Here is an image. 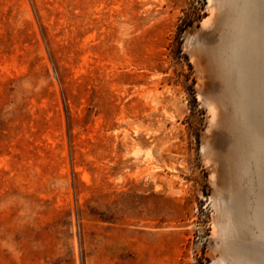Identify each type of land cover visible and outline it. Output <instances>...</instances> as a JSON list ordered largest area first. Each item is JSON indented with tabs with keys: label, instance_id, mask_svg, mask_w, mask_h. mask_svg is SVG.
<instances>
[{
	"label": "rangeland",
	"instance_id": "obj_1",
	"mask_svg": "<svg viewBox=\"0 0 264 264\" xmlns=\"http://www.w3.org/2000/svg\"><path fill=\"white\" fill-rule=\"evenodd\" d=\"M243 1L0 0V264H264Z\"/></svg>",
	"mask_w": 264,
	"mask_h": 264
},
{
	"label": "water",
	"instance_id": "obj_2",
	"mask_svg": "<svg viewBox=\"0 0 264 264\" xmlns=\"http://www.w3.org/2000/svg\"><path fill=\"white\" fill-rule=\"evenodd\" d=\"M242 4L231 60L244 78L245 103L251 111L249 124L254 134L253 146L264 165V81L261 71L264 63H260L259 43L264 34V0H244ZM262 41L264 43V37Z\"/></svg>",
	"mask_w": 264,
	"mask_h": 264
},
{
	"label": "bare ground",
	"instance_id": "obj_3",
	"mask_svg": "<svg viewBox=\"0 0 264 264\" xmlns=\"http://www.w3.org/2000/svg\"><path fill=\"white\" fill-rule=\"evenodd\" d=\"M239 12V11H238ZM234 15V14H233ZM227 31V30H226ZM224 38V37H223ZM262 40V39H261ZM263 42V41H262ZM233 43V42H232ZM262 44V43H261ZM263 45V44H262ZM233 46V45H232ZM231 46V47H232ZM202 47V46H201ZM206 47V46H205ZM213 49V48H212ZM221 49V48H220ZM200 50H202V49H200ZM217 50H219V49H217ZM202 53V52H201ZM210 53V52H209ZM203 55V54H202ZM212 54H210V56H211ZM216 54L214 53V55L213 56H215ZM205 56V55H204ZM209 56V57H210ZM263 57V56H262ZM217 58V57H216ZM219 58V57H218ZM207 59V58H206ZM210 59H212V58H210ZM260 59H262V58H260ZM264 60V59H263ZM262 60V61H263ZM207 61H209V60H207ZM218 60H216L215 61V63L217 62ZM211 62V61H210ZM213 62V61H212ZM207 64L209 63V62H206ZM214 63V62H213ZM216 65V64H215ZM217 65H218V63H217ZM234 65V64H233ZM208 66V65H207ZM211 66H213V65H211ZM219 66H221V65H219ZM215 67H217V66H215ZM210 68V67H209ZM216 69V68H215ZM221 69V68H220ZM233 69V68H232ZM231 69V70H232ZM211 70H212V68H211ZM263 70V69H262ZM210 71V70H209ZM213 71V70H212ZM215 71H217V70H215ZM229 71V70H228ZM238 71V70H237ZM236 71V72H237ZM218 72V71H217ZM216 72V73H217ZM230 72V71H229ZM228 73V72H227ZM218 74V73H217ZM215 75V74H214ZM238 75H240V74H238ZM241 76V75H240ZM235 77V76H234ZM242 78V77H241ZM235 79V78H234ZM238 79V78H237ZM264 79V78H263ZM233 80V79H232ZM236 81V80H235ZM237 82H239V81H237ZM256 83H257V81H256ZM253 84H255V82L253 83ZM239 85H241V84H239ZM239 85H236V86H238L239 87ZM237 87V88H238ZM235 90V89H234ZM243 92V91H242ZM242 92L240 93L241 95H242ZM238 94H239V92H238ZM240 95V96H241ZM237 97V96H236ZM241 99H243V98H241ZM245 100V99H244ZM240 101V100H239ZM241 103H242V101H241ZM244 103V102H243ZM245 104V103H244ZM246 105V104H245ZM235 106H236V104H235ZM242 106V105H241ZM239 107V106H238ZM237 108V107H236ZM245 108V107H244ZM248 109V108H247ZM247 109H245V111L247 110ZM236 110V109H235ZM243 110V109H242ZM241 111V110H240ZM244 111V110H243ZM242 112V111H241ZM251 112V111H250ZM247 113V112H246ZM249 113V112H248ZM241 114V113H240ZM242 114H243V112H242ZM241 118V117H240ZM232 121V120H231ZM230 121V122H231ZM238 121V120H237ZM241 121V120H240ZM239 123V122H238ZM241 123V122H240ZM230 124V123H229ZM229 134V133H228ZM253 137V136H252ZM249 141V140H248ZM254 145V144H253ZM259 200V199H258ZM263 204L261 205V208L259 207V210H256L257 212L255 213V222L258 224V226H259V228L261 229V232L264 234V202H262ZM258 206V205H257ZM256 208V207H255ZM243 218V217H242ZM244 221V220H243ZM245 222V221H244ZM257 227V226H256ZM261 239V238H260Z\"/></svg>",
	"mask_w": 264,
	"mask_h": 264
}]
</instances>
